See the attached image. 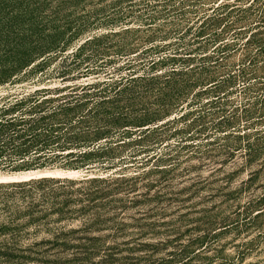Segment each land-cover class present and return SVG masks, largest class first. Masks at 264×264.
I'll return each instance as SVG.
<instances>
[{
  "label": "rangeland",
  "instance_id": "obj_1",
  "mask_svg": "<svg viewBox=\"0 0 264 264\" xmlns=\"http://www.w3.org/2000/svg\"><path fill=\"white\" fill-rule=\"evenodd\" d=\"M13 16L21 34H33L30 44L5 32ZM110 29L128 32L74 55L83 40ZM35 41L57 46L32 55L24 67L46 68L4 79L0 97L116 77L127 73L114 71L127 56L138 73L170 54L176 60L157 67H203L204 83L227 73L235 82L224 85L215 104L197 96L192 115L171 127L204 113L203 138L220 137L211 145L170 150L162 143L156 152L165 160L157 163H144L139 153L111 167L60 166L58 159L35 170L0 168V264H264V0H0V67H11ZM122 44L132 47L129 54L114 53ZM59 67L78 68L61 77ZM84 67L94 70L83 73ZM221 114L231 119L226 138L212 126ZM139 147L110 153L116 162ZM122 175L140 176L128 181L134 183L128 193L88 181ZM39 176L54 178L48 187L6 185ZM63 179L69 181H55ZM183 247L194 252L180 255Z\"/></svg>",
  "mask_w": 264,
  "mask_h": 264
},
{
  "label": "trees",
  "instance_id": "obj_2",
  "mask_svg": "<svg viewBox=\"0 0 264 264\" xmlns=\"http://www.w3.org/2000/svg\"><path fill=\"white\" fill-rule=\"evenodd\" d=\"M3 28L7 35L14 36L20 43L27 38L28 44L33 41L30 40L33 34H29L27 37L26 34H21L22 24L14 16L7 20L6 27L3 26ZM203 30L204 28L201 26L198 32L202 33ZM222 30L216 32L215 37H220ZM127 32V29H122V31L110 29L105 33L94 35L76 46L74 55H78L85 47L92 43L96 44L102 38H110ZM37 39L44 41L40 37ZM49 42L52 43L53 40L51 39ZM43 44L35 41L33 45H29L30 49L27 52H20L15 57L16 62H13L11 67H0V82L17 72H22V75L26 76L43 71L46 67H24L33 59L32 55L42 54L45 50H52L57 46L45 43L44 47ZM226 44L224 43V45ZM99 48L94 47V52H99ZM131 48L125 44L117 45L114 48V53L121 56L127 55L129 54L127 51ZM179 58L182 61L189 60L184 59L185 57ZM174 60H176L175 56L170 54L152 59L148 63L149 67L143 68L142 72L138 73L135 72L137 68L132 67L127 56L122 65L114 69V71L126 69L127 73L80 86H56L52 89L55 92L54 97L42 95V93L52 91L48 88L36 90L11 100L1 96L0 168L35 170L58 159L64 161V163H59L60 166L88 167L94 162H98L106 164V167H111L113 164L123 163L126 160H135L139 153H145L144 163L150 160L157 163L165 160L161 154L156 152V146L162 143H165L164 146L169 147L170 150L211 145L214 140H218L220 137L215 135L213 141L203 138L206 134V125L203 121L204 113L202 115L198 113V117L184 122L179 127H171L192 115L193 112L189 109V105L197 96L206 95L208 98L205 103L210 105L221 101L227 91L222 88L225 84L234 83L235 76L227 73L218 78L212 77L211 80L204 83L202 81L203 67L171 66L163 69L157 67ZM23 68L25 69L22 70ZM76 68L78 67H59L57 75L63 77ZM84 68L83 73L94 70V67ZM194 87H198V90L194 91L192 95L189 94L190 89ZM230 120V117L225 114L213 117L212 126L217 134L223 135L222 138L228 137L233 132L231 131L233 129H229ZM150 134H156L158 137L148 142L147 137ZM115 138L118 139L113 140ZM145 140L148 143L143 144ZM132 144L140 147L132 150L128 155L119 156L115 162L116 155L110 152ZM245 146L246 150H249L248 145ZM239 148L237 146L233 150L237 151ZM249 151L248 154H250ZM139 177L126 178L122 175L114 178L106 176L88 181L111 182L115 184L112 190H122L128 193L134 185L128 181L135 182ZM53 178L48 176L30 177L6 185L20 189L32 185L42 187L53 181ZM55 181L58 182V185H63L61 183L69 180ZM48 186L50 185H46V187ZM53 190L51 188V191ZM97 192L101 193L102 190ZM180 252V255H190L194 251L186 250L183 247Z\"/></svg>",
  "mask_w": 264,
  "mask_h": 264
}]
</instances>
